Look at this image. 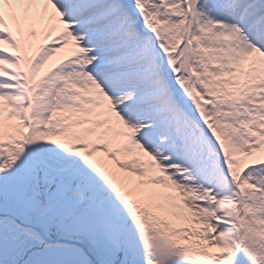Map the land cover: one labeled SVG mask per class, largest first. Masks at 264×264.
I'll return each mask as SVG.
<instances>
[{
    "label": "snow or ice",
    "instance_id": "snow-or-ice-1",
    "mask_svg": "<svg viewBox=\"0 0 264 264\" xmlns=\"http://www.w3.org/2000/svg\"><path fill=\"white\" fill-rule=\"evenodd\" d=\"M0 264H264V0H0Z\"/></svg>",
    "mask_w": 264,
    "mask_h": 264
}]
</instances>
